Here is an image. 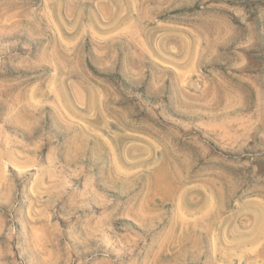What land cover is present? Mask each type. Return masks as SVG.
<instances>
[{"label":"rangeland","instance_id":"obj_1","mask_svg":"<svg viewBox=\"0 0 264 264\" xmlns=\"http://www.w3.org/2000/svg\"><path fill=\"white\" fill-rule=\"evenodd\" d=\"M0 264H264V0H0Z\"/></svg>","mask_w":264,"mask_h":264}]
</instances>
